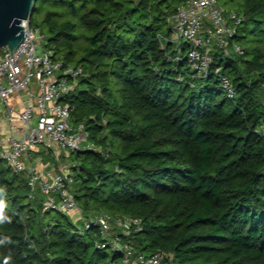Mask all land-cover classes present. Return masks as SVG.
Returning a JSON list of instances; mask_svg holds the SVG:
<instances>
[{"label":"trees","instance_id":"16d2710c","mask_svg":"<svg viewBox=\"0 0 264 264\" xmlns=\"http://www.w3.org/2000/svg\"><path fill=\"white\" fill-rule=\"evenodd\" d=\"M171 0H36L29 24L54 57L84 74L62 101L84 122L98 149L59 161L86 215L140 216L143 228L115 230L136 253H163L161 264H264V0H242L230 38L243 54L214 52L212 73L196 77L171 35ZM167 55L173 57L169 59ZM180 55L182 59L175 60ZM235 94L219 88L218 75ZM12 220L0 224V261L10 264H121L122 252L98 247L100 229H82L68 212L43 210L24 172L0 158ZM116 229V227H114Z\"/></svg>","mask_w":264,"mask_h":264},{"label":"built area","instance_id":"2783aa9c","mask_svg":"<svg viewBox=\"0 0 264 264\" xmlns=\"http://www.w3.org/2000/svg\"><path fill=\"white\" fill-rule=\"evenodd\" d=\"M166 21L171 35L168 38L159 35L161 47L165 48L169 40L178 50L184 48V58L196 77L212 73L216 50L244 53L242 44L230 43V38L243 24L244 15L219 4L218 0H182L167 15ZM24 33L23 40L12 53L10 47L5 46L0 55V104L9 128L8 133L0 134V158L15 171L25 173L30 186L29 197L35 196L36 189L41 190L45 195L43 210L70 212L79 209L84 218L82 229L98 226L102 240L97 241L96 246L120 250L121 264H161V251L150 255L136 253L115 231L121 227V233L129 235L142 230L140 216L112 215L103 210L84 214L72 192L73 179L67 168L45 169L31 161V152L40 144L47 151H53L57 159L62 151L97 150L98 146L89 138L84 122L71 121L72 107L61 100L77 87L84 74L83 65L55 58L54 49L47 46L37 28L30 26L29 19ZM174 59L180 60L182 56ZM213 72L218 75L220 90L233 97L235 89L228 76L221 74L219 66ZM13 94L19 96L21 106L11 100ZM18 120L21 125L17 124Z\"/></svg>","mask_w":264,"mask_h":264},{"label":"water","instance_id":"95a60500","mask_svg":"<svg viewBox=\"0 0 264 264\" xmlns=\"http://www.w3.org/2000/svg\"><path fill=\"white\" fill-rule=\"evenodd\" d=\"M36 0H0V48L11 53L24 38L23 21H27Z\"/></svg>","mask_w":264,"mask_h":264},{"label":"crops","instance_id":"0c3cea01","mask_svg":"<svg viewBox=\"0 0 264 264\" xmlns=\"http://www.w3.org/2000/svg\"><path fill=\"white\" fill-rule=\"evenodd\" d=\"M11 100L13 102H16L19 106H21L20 99L17 94H13L11 96ZM3 109H4L3 105L0 104V134H6L9 132L8 125L4 119ZM17 124L21 125L22 122L18 120ZM50 153L53 154L54 152L53 153L50 152ZM50 153H48L47 150H42L39 148L31 152L30 159L31 161L38 162L39 165L45 169L55 170L58 169L60 166H63L62 161L61 162L59 161V165H57V163L54 161V157H52Z\"/></svg>","mask_w":264,"mask_h":264},{"label":"rangeland","instance_id":"374dc122","mask_svg":"<svg viewBox=\"0 0 264 264\" xmlns=\"http://www.w3.org/2000/svg\"><path fill=\"white\" fill-rule=\"evenodd\" d=\"M172 2H179V0H171ZM242 0H218V3L225 6L226 8L228 9H234V10H237L238 9V5L239 3L241 2ZM182 3V0H180V4ZM2 49L3 48H0V55L2 54ZM42 149V150H46L44 145L40 144L38 146L37 149ZM62 154L64 155L65 154V151H62ZM62 163H63V166L64 167H69V165H72V159L71 158H65L64 159H61ZM80 208V207H79ZM71 219L73 220V222L76 223V225H78L80 228H83L84 226V218H83V215L79 213V209L76 210H71L70 212H68ZM116 227L113 225V228ZM117 228V227H116ZM114 230V229H112ZM119 232H121V227L118 228Z\"/></svg>","mask_w":264,"mask_h":264},{"label":"clouds","instance_id":"9594fccd","mask_svg":"<svg viewBox=\"0 0 264 264\" xmlns=\"http://www.w3.org/2000/svg\"><path fill=\"white\" fill-rule=\"evenodd\" d=\"M23 23H27V21H23ZM7 188L4 186H0V224H4L6 222H10L12 220L11 215H9L5 209L8 207L7 200ZM12 237L9 235L0 236V246H6ZM13 261V256L11 254L3 256V260L0 261V264H10Z\"/></svg>","mask_w":264,"mask_h":264}]
</instances>
